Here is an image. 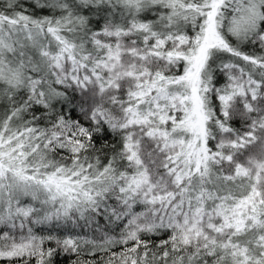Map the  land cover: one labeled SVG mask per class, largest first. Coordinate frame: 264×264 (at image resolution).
Returning a JSON list of instances; mask_svg holds the SVG:
<instances>
[{"label":"snow or ice","instance_id":"obj_1","mask_svg":"<svg viewBox=\"0 0 264 264\" xmlns=\"http://www.w3.org/2000/svg\"><path fill=\"white\" fill-rule=\"evenodd\" d=\"M0 264H264V0H0Z\"/></svg>","mask_w":264,"mask_h":264}]
</instances>
